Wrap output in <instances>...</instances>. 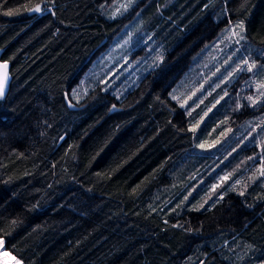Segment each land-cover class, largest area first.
I'll list each match as a JSON object with an SVG mask.
<instances>
[{
  "label": "trees",
  "instance_id": "1",
  "mask_svg": "<svg viewBox=\"0 0 264 264\" xmlns=\"http://www.w3.org/2000/svg\"><path fill=\"white\" fill-rule=\"evenodd\" d=\"M115 1L0 0L5 247L24 264H264V180L200 190L220 91L189 96L215 65L264 84V0H142L147 66L119 95L95 71L129 21ZM260 90L234 114L262 127Z\"/></svg>",
  "mask_w": 264,
  "mask_h": 264
},
{
  "label": "rangeland",
  "instance_id": "2",
  "mask_svg": "<svg viewBox=\"0 0 264 264\" xmlns=\"http://www.w3.org/2000/svg\"><path fill=\"white\" fill-rule=\"evenodd\" d=\"M141 1H115L114 14H126L129 21L116 36L114 45L97 59L95 65V71H99L102 81L108 86L117 88L115 92L118 95L137 77L140 68L147 66L145 65L147 59L144 56L146 48L140 47V43L147 39L145 31L140 28L142 24L138 21V17L141 15V13L138 14ZM225 45L226 42L217 46L216 50L210 51L208 48L205 52H211L213 55L218 51V47H222L221 50H223ZM204 59L209 60V58ZM236 67L223 70L220 65H215L209 70L202 71L204 74L201 79L205 81L206 90L202 92L203 94L194 96L195 90L199 87L195 84L189 93V96H193V105L196 106L213 89L218 88L220 91L216 102L210 105L201 116V121H203L207 118V113L212 114L215 110L208 123L205 124L206 139L209 144L213 145V148L210 152H204L207 155L206 169L200 177L196 178V185L207 184L206 187L202 185L200 190L208 188L209 195L219 194L225 187H243L251 184L257 178L264 180V174H262L264 173V125L260 127L256 117L246 118L234 114L241 109L240 102L245 98L252 102V95L253 97L258 95L261 92L260 89H264V84L258 83L256 79H254V83L250 84L249 79L247 81V78L241 76L240 73L237 75L234 72ZM236 76L239 77L240 82ZM252 76L255 75L252 74ZM189 78L194 82L197 79L195 74H191ZM250 87H252L250 89L252 93L246 91ZM219 102L222 104H217ZM254 142L256 143L255 147L253 146ZM247 149L249 153L245 152ZM0 241H3L0 244V262L2 264H16V261H19V264H24L20 258L5 247L3 237H0Z\"/></svg>",
  "mask_w": 264,
  "mask_h": 264
},
{
  "label": "snow or ice",
  "instance_id": "3",
  "mask_svg": "<svg viewBox=\"0 0 264 264\" xmlns=\"http://www.w3.org/2000/svg\"><path fill=\"white\" fill-rule=\"evenodd\" d=\"M41 9L39 5H37L34 9V11L39 12ZM239 28L243 29V24L238 25ZM247 65V71H252V69L255 67V63L253 62L252 64H248L247 61L244 62ZM7 63L0 64V97L4 95V87H5V82L7 81ZM251 99V98H249ZM264 174V173H262ZM3 241H0V244H2ZM16 264H19V261H16Z\"/></svg>",
  "mask_w": 264,
  "mask_h": 264
},
{
  "label": "water",
  "instance_id": "4",
  "mask_svg": "<svg viewBox=\"0 0 264 264\" xmlns=\"http://www.w3.org/2000/svg\"><path fill=\"white\" fill-rule=\"evenodd\" d=\"M4 63H7V81L5 82V87L8 85V83H9V79H10V63L9 62H7V61H2L1 59H0V64H4Z\"/></svg>",
  "mask_w": 264,
  "mask_h": 264
}]
</instances>
